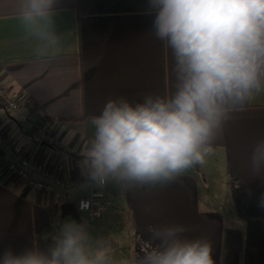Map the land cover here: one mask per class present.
Here are the masks:
<instances>
[{
    "label": "crops",
    "instance_id": "obj_1",
    "mask_svg": "<svg viewBox=\"0 0 264 264\" xmlns=\"http://www.w3.org/2000/svg\"><path fill=\"white\" fill-rule=\"evenodd\" d=\"M13 2L0 0V80L19 108L0 102V128L21 154L60 168L65 180L83 178L77 161L93 131L89 117L119 96L132 104L170 97L177 84L174 60L151 29L145 0H59L52 30L60 43L44 58L36 57L41 42L14 16ZM45 120L63 147L34 139ZM259 139L264 94L233 113L200 171L192 168L165 185L120 187V196L109 184L111 215L94 223L81 219L94 237L111 242L117 259L140 253L150 226L179 223L188 238L211 243L215 264H264V174L253 175L249 164ZM88 195L82 188L56 200L8 175L0 161V249L46 247L55 222L72 219L62 206Z\"/></svg>",
    "mask_w": 264,
    "mask_h": 264
},
{
    "label": "clouds",
    "instance_id": "obj_2",
    "mask_svg": "<svg viewBox=\"0 0 264 264\" xmlns=\"http://www.w3.org/2000/svg\"><path fill=\"white\" fill-rule=\"evenodd\" d=\"M59 0H14V16L41 42L37 58L60 43L52 30ZM151 29L174 60V94L132 104L109 99L77 167L96 187L132 190L165 185L204 162L233 113L264 94V0H145ZM58 49L52 53L57 54ZM250 170L264 174V139L251 148ZM264 204V195L261 196ZM90 202L80 201L78 212ZM46 247L0 249V264H215L211 243L190 239L183 224L148 228L149 243L115 258L107 238L86 221L59 220Z\"/></svg>",
    "mask_w": 264,
    "mask_h": 264
},
{
    "label": "built area",
    "instance_id": "obj_3",
    "mask_svg": "<svg viewBox=\"0 0 264 264\" xmlns=\"http://www.w3.org/2000/svg\"><path fill=\"white\" fill-rule=\"evenodd\" d=\"M0 98L8 104L10 109L16 110L19 108L18 103L9 95L1 80ZM50 129L51 121H43L34 130V139L41 144L63 147L61 142L53 137ZM66 150L69 153L73 152L71 148H66ZM0 151L2 152L3 171L8 175L18 178L34 191L49 194L56 200H60L65 192L85 188L89 191V195L77 198L74 205L76 211L80 201L90 202V207L84 212L77 211L79 215L84 216L90 223L100 221L106 216L111 215L114 207V199L108 191V185L104 188H96L88 184L84 178L80 177L65 180L63 178V171L60 168L46 167L18 152L14 144L8 140L7 132L1 128Z\"/></svg>",
    "mask_w": 264,
    "mask_h": 264
},
{
    "label": "water",
    "instance_id": "obj_4",
    "mask_svg": "<svg viewBox=\"0 0 264 264\" xmlns=\"http://www.w3.org/2000/svg\"><path fill=\"white\" fill-rule=\"evenodd\" d=\"M194 169L196 171H200V165H197L196 167H194ZM62 211H63V215H69L72 218L76 219L77 221H81V216L79 215V213L76 211L75 205L73 203H67L64 204L62 206Z\"/></svg>",
    "mask_w": 264,
    "mask_h": 264
},
{
    "label": "rangeland",
    "instance_id": "obj_5",
    "mask_svg": "<svg viewBox=\"0 0 264 264\" xmlns=\"http://www.w3.org/2000/svg\"><path fill=\"white\" fill-rule=\"evenodd\" d=\"M2 162V161H1ZM215 170H217V167L215 168ZM215 170H214V172L212 171L211 172V170H210V172L212 173V175H213V173H215ZM214 176H218V174H215ZM120 192H121V190H120V187L119 186H116V190H115V193L116 194H119V196H120ZM113 195V197L115 196V194H112ZM119 200V199H118Z\"/></svg>",
    "mask_w": 264,
    "mask_h": 264
},
{
    "label": "trees",
    "instance_id": "obj_6",
    "mask_svg": "<svg viewBox=\"0 0 264 264\" xmlns=\"http://www.w3.org/2000/svg\"><path fill=\"white\" fill-rule=\"evenodd\" d=\"M28 101H29V99H26V104H28ZM0 102H3L4 104H6V102H5L4 100H2L1 98H0ZM37 109H38V106L36 105V106H34V108H33L32 110H30V111H31V112H36ZM0 161H2L1 156H0Z\"/></svg>",
    "mask_w": 264,
    "mask_h": 264
}]
</instances>
